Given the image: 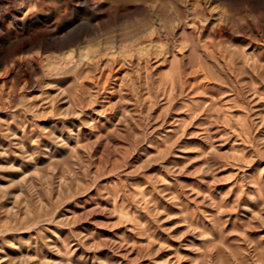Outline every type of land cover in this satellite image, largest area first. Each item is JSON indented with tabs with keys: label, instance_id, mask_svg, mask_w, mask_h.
I'll list each match as a JSON object with an SVG mask.
<instances>
[{
	"label": "rangeland",
	"instance_id": "1",
	"mask_svg": "<svg viewBox=\"0 0 264 264\" xmlns=\"http://www.w3.org/2000/svg\"><path fill=\"white\" fill-rule=\"evenodd\" d=\"M93 1L0 0V264H264V0Z\"/></svg>",
	"mask_w": 264,
	"mask_h": 264
},
{
	"label": "bare ground",
	"instance_id": "2",
	"mask_svg": "<svg viewBox=\"0 0 264 264\" xmlns=\"http://www.w3.org/2000/svg\"><path fill=\"white\" fill-rule=\"evenodd\" d=\"M113 4V3H112ZM81 7L85 8V9H88L90 11H96V10H100V9H103V8H106L107 5L103 4V3H98V2H94L93 0H82V3L79 4ZM191 22V21H190ZM194 23V22H193ZM192 24V23H191ZM194 26V24H193ZM141 38V37H140ZM139 40H142L137 38V37H131L129 39V41H131L132 43H135ZM147 47V46H146ZM144 49V47H143ZM139 50H142V49H139ZM145 50V49H144ZM143 51V50H142ZM81 58L84 60L87 58V55L86 54H81L80 55Z\"/></svg>",
	"mask_w": 264,
	"mask_h": 264
}]
</instances>
